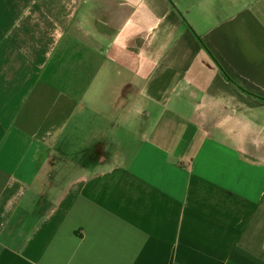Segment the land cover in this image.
Here are the masks:
<instances>
[{"label": "crops", "instance_id": "1", "mask_svg": "<svg viewBox=\"0 0 264 264\" xmlns=\"http://www.w3.org/2000/svg\"><path fill=\"white\" fill-rule=\"evenodd\" d=\"M0 264H264V0H0Z\"/></svg>", "mask_w": 264, "mask_h": 264}, {"label": "rangeland", "instance_id": "2", "mask_svg": "<svg viewBox=\"0 0 264 264\" xmlns=\"http://www.w3.org/2000/svg\"><path fill=\"white\" fill-rule=\"evenodd\" d=\"M96 104H97V105H99V103H98V102H97Z\"/></svg>", "mask_w": 264, "mask_h": 264}]
</instances>
